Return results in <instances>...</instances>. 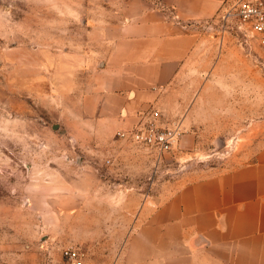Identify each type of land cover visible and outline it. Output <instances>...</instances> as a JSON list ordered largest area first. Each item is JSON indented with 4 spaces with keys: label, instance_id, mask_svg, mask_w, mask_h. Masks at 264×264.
Here are the masks:
<instances>
[{
    "label": "rangeland",
    "instance_id": "obj_1",
    "mask_svg": "<svg viewBox=\"0 0 264 264\" xmlns=\"http://www.w3.org/2000/svg\"><path fill=\"white\" fill-rule=\"evenodd\" d=\"M129 1L0 0V264H62L70 245L93 264H116L127 239L120 229L131 226L123 214L139 207L127 197L159 202L264 142V49L223 35L215 17L194 24L199 75L189 71L177 89L194 105L187 148L159 155L121 139L93 157L58 136L53 76L60 86L59 72L68 77L79 58L100 53Z\"/></svg>",
    "mask_w": 264,
    "mask_h": 264
},
{
    "label": "crops",
    "instance_id": "obj_2",
    "mask_svg": "<svg viewBox=\"0 0 264 264\" xmlns=\"http://www.w3.org/2000/svg\"><path fill=\"white\" fill-rule=\"evenodd\" d=\"M228 1H129L122 20L101 39L98 58L82 56L68 77L59 72L60 86L53 76L58 136L94 157L123 141L118 132L133 129L152 108L182 129L191 124L194 105L178 101L177 89L189 71L199 75L203 38L194 24L213 19ZM181 113L186 117L179 119ZM186 137L181 148L188 147ZM149 200H124L139 207L123 214L131 226L120 229L127 239L116 264H264V142L233 167L182 182L159 202Z\"/></svg>",
    "mask_w": 264,
    "mask_h": 264
},
{
    "label": "built area",
    "instance_id": "obj_3",
    "mask_svg": "<svg viewBox=\"0 0 264 264\" xmlns=\"http://www.w3.org/2000/svg\"><path fill=\"white\" fill-rule=\"evenodd\" d=\"M220 32L238 34L247 42L264 49V0H229L215 16ZM181 124L163 119L159 109L152 108L149 115L129 131H120L117 137L155 150L159 155L171 152L182 136ZM62 264H93L85 250L70 245L62 250Z\"/></svg>",
    "mask_w": 264,
    "mask_h": 264
}]
</instances>
